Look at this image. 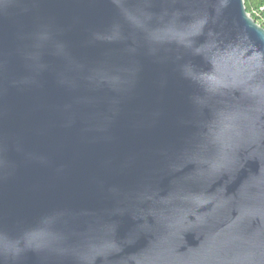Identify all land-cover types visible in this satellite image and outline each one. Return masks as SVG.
Here are the masks:
<instances>
[{"label": "water", "instance_id": "1", "mask_svg": "<svg viewBox=\"0 0 264 264\" xmlns=\"http://www.w3.org/2000/svg\"><path fill=\"white\" fill-rule=\"evenodd\" d=\"M0 264H264L245 0H0Z\"/></svg>", "mask_w": 264, "mask_h": 264}, {"label": "trees", "instance_id": "2", "mask_svg": "<svg viewBox=\"0 0 264 264\" xmlns=\"http://www.w3.org/2000/svg\"><path fill=\"white\" fill-rule=\"evenodd\" d=\"M247 12L264 28V0H245Z\"/></svg>", "mask_w": 264, "mask_h": 264}]
</instances>
